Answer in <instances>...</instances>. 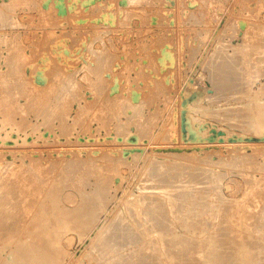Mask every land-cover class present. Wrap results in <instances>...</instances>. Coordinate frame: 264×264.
Listing matches in <instances>:
<instances>
[{
  "label": "rangeland",
  "instance_id": "1",
  "mask_svg": "<svg viewBox=\"0 0 264 264\" xmlns=\"http://www.w3.org/2000/svg\"><path fill=\"white\" fill-rule=\"evenodd\" d=\"M263 223L264 0H0V264H264Z\"/></svg>",
  "mask_w": 264,
  "mask_h": 264
},
{
  "label": "bare ground",
  "instance_id": "2",
  "mask_svg": "<svg viewBox=\"0 0 264 264\" xmlns=\"http://www.w3.org/2000/svg\"><path fill=\"white\" fill-rule=\"evenodd\" d=\"M132 2H133V1H132ZM4 39H5V38H4ZM14 43H15V42H14ZM14 45H15V44H14ZM98 51H99V50H98ZM109 51H110V50H109ZM95 54H96V53H95ZM109 56H110V55H109ZM112 56H113V55H112ZM117 57H118V56H117ZM117 57H116V58H117ZM96 58H97V57H96ZM103 58H104V57H103ZM22 60H23V59H22ZM89 65H90V64H89ZM99 67H100V66H99ZM221 70H222V69H221ZM59 71H60V70H59ZM61 72H62V71H61ZM91 72H92V71H91ZM86 73H88V72H86ZM89 73H90V72H89ZM57 74H58V73H57ZM63 74H64V72H63ZM91 74H93V73H91ZM69 75H70V74H69ZM52 76H53V75H52ZM233 76H234V75H233ZM234 77H235V76H234ZM73 79H74V78H73ZM230 82H231V81H230ZM65 83H66V82H65ZM68 84H69V83H68ZM71 84H72V83H71ZM66 85H67V84H66ZM103 85H104V84H103ZM107 85H108V84H107ZM107 85H106V87H107ZM68 86H69V85H68ZM104 86H105V85H104ZM70 87H71V86H70ZM70 87H68V88H69L68 90H70ZM106 87H105V88H106ZM53 89H54V88H53ZM104 90H105V89H104ZM60 91H61V90H60ZM71 91H72V90H71ZM42 92H43V91H42ZM73 92H74V91H73ZM107 92H108V91H107ZM63 93H64V92H63ZM108 93H109V92H108ZM76 94H77V93H76ZM80 94H81V93H80ZM69 95H70V94H69ZM72 95H73V94H72ZM49 96H50V95H49ZM58 96H59V95H58ZM74 96H76V95H74ZM108 96H109V94H108ZM118 97H119V96H118ZM70 98H71V97H70ZM59 99H60V98H59ZM111 99H112V98H111ZM118 99H119V98H118ZM70 100H71V99H70ZM109 100H110V99H109ZM109 100H108V101H109ZM105 101H106V100H105ZM113 101H114V100H113ZM123 104H125V106H126L127 103L124 102ZM128 104H129V103H128ZM36 105H37V104H36ZM64 105H65V104H64ZM110 105H111V104H110ZM120 105H122V104H120ZM42 106H43V105H42ZM122 106H123V105H122ZM125 106H124V108H125ZM127 106H128V105H127ZM108 107H109V106H108ZM121 108H122V107H121ZM130 108H131V107H130ZM130 108H129V109H130ZM109 109H110V108H109ZM122 109H123V108H122ZM125 109H126V108H125ZM1 110H2V109H1ZM9 110H10V109H9ZM105 110H106V109H105ZM123 110H124V109H123ZM126 110H127V109H126ZM6 111H7V109H6ZM111 111H112V110H111ZM132 111H133V110H132ZM112 112H113V111H112ZM9 113H10V112H9ZM13 113H14V112H13ZM4 114H5V113H4ZM115 114H116V113H115ZM120 114H121V113H120ZM10 115H11V114H10ZM109 115H110V114H109ZM126 115H127V114H126ZM126 115H125V116H126ZM138 115H139V114H138ZM129 116H130V115H129ZM131 116H132V115H131ZM135 116H136V115H135ZM135 116H134V117H135ZM9 117H10V116H9ZM96 117H97V116H96ZM113 117H114V116H113ZM117 117H118V116H117ZM127 117H128V116H127ZM80 118H81V117H80ZM128 118H129V117H128ZM132 118H133V116L131 117V120H132ZM75 119H76V118H75ZM109 119H110V118H109ZM133 119H134V118H133ZM9 120H10V118H9ZM52 120H53V119H52ZM118 120H119V119H118ZM118 120H117V121H118ZM126 120H127V119H126ZM128 120H129V119H128ZM128 120H127V122H128ZM134 120H135V119H134ZM137 120H138V119H137ZM75 121H76V120H75ZM106 121H107V120H106ZM120 121H121V120H120ZM76 122H77V121H76ZM76 122H75V123H76ZM122 122H123V121H122ZM132 122H133V121H132ZM132 122H131V124H132ZM142 122H143V120H142ZM142 122H140V123H142ZM108 123H109V122H108ZM118 123H119V121H118ZM126 124H127V123H126ZM129 124H130V123H129ZM143 124H144V123H143ZM148 124H150V123H148ZM121 125H122V124H121ZM133 125H134V123H133ZM124 126H125V125H124ZM141 127H142V126H141ZM146 127H147V126H146ZM119 128H120V127H119ZM123 128H124V127H123ZM182 166H183V165H182ZM184 167H185V166H184ZM186 167H187V166H186ZM155 168H156V167H155ZM201 168H202V167H201ZM201 168H200V169H201ZM200 169H198V170L200 171ZM196 170H197V169H196ZM203 170H204V168H203ZM205 171H206V170H205ZM193 172H194V171H193ZM201 172H202V170H201ZM207 172H208V171H207ZM190 173H191V172H190ZM205 173H206V172H205ZM210 173H211V172H210ZM179 174H180V173H179ZM202 175H203V174H202ZM209 175H210V174H209ZM196 176H197V175H196ZM217 176H218V174H217ZM207 177H208V176H207ZM42 179H43V178H42ZM42 179H41V180H42ZM174 179H175V178H174ZM102 180H103V179H102ZM163 181H164V180H163ZM166 181H167V180H166ZM199 181H200V180H199ZM44 182H45V181H44ZM161 182H162V181H161ZM171 182H172V181H171ZM168 183H169V182H168ZM41 185H42V184H41ZM173 186H174V185H173ZM180 186H181V185H180ZM184 187H185V186H184ZM177 189H178V188H177ZM165 191H167V190H165ZM165 191H163V192L165 193ZM168 192H169V191H168ZM168 192H167V194H168ZM179 192H180V191H179ZM182 192H183V191H182ZM170 193H171V192H170ZM161 195H162V194H161ZM169 195H171V194H169ZM189 195H190V194H189ZM156 196H157V195H156ZM162 197H163V196H162ZM164 197H166V195H165ZM164 197H163V199H164ZM171 197H172V196H170L169 199H170ZM183 198H184V197H183ZM248 198H249V197H248ZM165 199H166V198H165ZM181 199H182V198H181ZM171 200H174V199L172 198ZM199 200H200V199H199ZM144 201H145V200H144ZM162 201H167V200H162ZM169 201H170V200H169ZM195 201H197V200H195ZM170 202H171V203H172V202L174 203L175 201H170ZM170 202H169V203H170ZM190 202H191V201H190ZM245 202H246V201H245ZM136 203H137V202H136ZM151 203H152V202H151ZM197 204H198V203H196V205H197ZM199 204H200V202H199ZM136 205H138V204H136ZM136 205H135V206H136ZM174 205H175V204H173V207H172V205H171V209H172V208H175ZM246 206H247V205H246ZM150 207H151V206H150ZM196 207H197V206H196ZM211 207H212V206H211ZM49 208H50V206H49ZM138 208H139V207H138ZM199 208H200V207H199ZM227 208H228V207H227ZM48 210H49V209H48ZM176 210H177V209H176ZM220 210H221V209H220ZM162 211H163V210H162ZM204 211H205V210H204ZM209 211H210V210H209ZM226 211H227V210H226ZM159 212H160V211H159ZM189 212H190V211H189ZM214 212H215V211H214ZM224 212H225V211H224ZM234 212H235V211H234ZM195 213H196V212H195ZM212 213H213V212H212ZM136 214H137V213H136ZM261 214H262V213H261ZM228 215H229V214H228ZM140 216H141V215H140ZM143 216H144V215H143ZM146 216H147V215H146ZM150 216H152V215H150ZM164 216H165V215H164ZM225 216H226V215H225ZM196 217H197V216H196ZM142 218H143V217H142ZM118 219H119V218H118ZM121 219H122V218H121ZM129 219H130V218H129ZM140 219H141V218H140ZM157 219H158V218H157ZM162 219H163V218H162ZM165 219H166V218H165ZM151 220H152V219H151ZM261 220H262V219H261ZM261 220H260V221H261ZM155 222H156V221H154V223H155ZM167 222H168V221H167ZM225 222H226V221H225ZM157 224H158V223H157ZM161 224H162V223H161ZM165 224H166V223H165ZM263 224H264V223H263ZM126 225H127V224H126ZM141 225H142V224H141ZM256 226H257V225H256ZM261 226H262V225H261ZM161 227H162V226H161ZM163 227H164V226H163ZM163 227H162V228H163ZM204 227H205V226H204ZM263 227H264V226H263ZM263 227H262V228H263ZM129 228H130V227H129ZM149 228H150V227H149ZM224 229H225V228H224ZM122 230H124V229H122ZM199 230H200V228H199ZM219 230H220V229H219ZM228 230H229V228H228ZM228 230H227V231H228ZM128 231H129V230H128ZM134 231H135V230H134ZM149 231H150V229H149ZM135 232H137V231H135ZM130 233H131V232H130ZM220 233H221V232H220ZM169 234H170V233H169ZM205 234H206V233H205ZM230 234H231V233H230ZM160 235H161L160 237H163L164 234H163V235L160 234ZM212 235H213V234H212ZM152 236H153V235H152ZM167 236H168V235H167ZM214 236H215V235H214ZM244 236H245V235H244ZM156 237H157V235H156ZM176 237H177V236H176ZM189 237H190V236H189ZM191 237H192V236H191ZM209 237H210L209 239H212L211 236H209ZM219 237H221V236H219ZM224 237H225V236H224ZM249 237H250V236H249ZM169 238H171V237H169ZM169 238H167L166 240H168ZM181 238H182V237H181ZM205 238H206V237H205ZM215 238H216V237H215ZM241 238H242V237H241ZM162 239H163V238H162ZM199 239H200V238H199ZM202 239H203V238H202ZM207 239H208V238H207ZM213 239H214V237H213ZM216 239H217V238H216ZM261 239H262V238H261ZM42 240H43V239H42ZM160 240H161V238H160ZM204 240H205V239H203V241H204ZM218 240H220V239L218 238ZM221 240H223V239H221ZM225 240H226V239H225ZM110 241H111V240H110ZM161 241H162V240H161ZM170 241H172V239H171ZM210 241L213 242V240H210ZM166 242H167V241H166ZM198 242H200V240H199V241L197 240V243H198ZM207 242H208V241H207ZM228 242H229V241H228ZM5 243H6V242H5ZM29 243H30V242H29ZM168 243H169V242H168ZM175 243H176V242H175ZM208 243H209V242H208ZM214 243H215V241H214ZM218 243H219V242H218ZM221 243H222V242H221ZM231 243H232V242H231ZM111 244H112V242H111ZM111 244L108 245V243H107L108 246H110ZM146 244H147V243H146ZM195 244H196V241H195ZM195 244H194V245H195ZM200 244H202V242L199 243V245H200ZM210 244L212 245V243H210ZM215 244H216V243H215ZM215 244H214V245H215ZM224 244H225V243H224ZM250 244H251V243H250ZM260 244H261V243H260ZM105 245H106V244H105ZM203 245H205V244H203ZM206 245H207V244H206ZM121 246H122V245H121ZM196 246H197V245H196ZM200 246H202V245H200ZM200 246H199V247H196V248H198V250H199V249H200ZM216 246H217V244H216ZM225 246H226V245H225ZM228 246H229V245H228ZM251 246H252V245H251ZM144 247H146V246H144ZM152 247H153V246H152ZM194 247H195V246H194ZM207 247H208V246H207ZM221 247H222V246H221ZM221 247L219 248V251L221 250ZM226 247H227V246H226ZM239 247H241V246H239ZM262 247H263V246H262ZM202 248H203V246H202ZM204 248L206 249V247H204ZM209 248H211L210 245H209ZM209 248H207V249H209ZM214 248H215V246H214ZM217 248H218V247H217ZM217 248H216V249H217ZM222 248H223V247H222ZM237 248H238V247H237ZM253 248H254V247H253ZM112 249H113V247H112ZM112 249H111V250H112ZM115 249H116V246H115ZM141 249L143 250V252H144V250H146V249H144V248H141ZM207 249H206V250H207ZM211 249H213V247H212ZM228 249H229V247H228ZM235 249H236V248H235ZM239 249H240V248H239ZM239 249L236 250V251H242V249H241V250H239ZM244 249H245V248H244ZM249 249H250V248H249ZM0 250H1V249H0ZM109 250H110V249H109ZM111 250H110V251H111ZM124 250H125V249H124ZM200 250H201V251H200ZM200 250H199V252H202L201 254H203V251H206V250H204V249H203V251H202V249H200ZM207 251H208V250H207ZM209 251H210V250H209ZM213 251H217V250L214 249ZM223 251H226V250H223ZM244 251H246V250H244ZM258 251H260V250H258ZM143 252H142V253H143ZM181 252H182V251H181ZM199 252L197 253V251H196L197 256H198V255L200 256V253H199ZM211 252H212V251H211ZM211 252H209V254L207 253V255H210ZM216 253H217V252H216ZM216 253H215V254H216ZM219 253H220V252H219ZM243 253H245V252H243ZM204 254L206 255V253H204ZM212 254H213V253H212ZM212 254H211V255H212ZM215 254H214V255H215ZM227 254H228V253H227ZM231 254H232V253H231ZM239 254L241 255V252H239ZM245 254H246V253H245ZM141 255H142V254H141ZM157 255H158V254H157ZM211 255H210V256H211ZM214 255H212V256H214ZM240 255H239V256H240ZM247 255H248V254H247ZM199 256H198V257H199ZM203 256H204V255H202V259L205 257V256H204V257H203ZM212 256H211V257H212ZM220 256H221V255H220ZM241 256H242V255H241ZM243 256H244V255H243ZM192 257H193V255H192ZM192 257H191V259H192ZM195 257H196V255H195ZM198 257H197V260H198ZM206 257H207V256H206ZM206 257H205V260H206V259L208 260L209 257H207V258H206ZM214 257H215V256H214ZM46 258H47V257H46ZM177 258H178V257H177ZM180 258H181V257H180ZM200 258H201V257H200ZM215 258H218V254H217V257H215ZM215 258H214V259H215ZM227 258H228V256H227ZM110 259H111V258H110ZM202 259H199V260H202ZM220 259H223V258H220ZM220 259H218V260H220ZM225 259H226V258H225ZM252 259H254V258H252ZM261 259H262V258H261ZM115 260H116V259H115ZM207 260H206V262L203 261V260H202V261L204 262V264H205V263L209 264V263H208L209 261L207 262ZM211 260H212V258H211ZM173 261H174V260H173ZM190 261H191V260H190ZM214 261H215V260H214ZM214 261L212 260V261H210V262H214ZM222 261H224V260H222ZM262 261H263V259H262ZM262 261H261V262H262ZM166 262H167V261H166ZM176 262H177V261H176ZM184 262H186V261H184ZM184 262H183V263H184ZM187 262H188V260H187ZM187 262H186V263H187ZM191 262H192V263H193V262L195 263V261H191ZM198 262H199V261H198ZM203 262H202V264H203ZM226 262L229 263V261H227V260H226ZM226 262H225V263H226ZM236 262H237V261H236ZM248 262H249V261H248ZM255 262H256V261H255ZM258 262H259V261H258ZM173 263H174V262H173ZM177 263H179V262H177ZM180 263H182V262H180ZM183 263H182V264H183ZM200 263H201V262H200ZM214 263H215V262H214ZM218 263H219V262H218ZM220 263H221V262H220ZM222 263H223V262H222ZM239 263H240V262H239ZM102 264H103V263H102ZM119 264H120V263H119ZM132 264H133V263H132ZM157 264H158V263H157ZM174 264H175V263H174ZM210 264H211V263H210ZM216 264H217V263H216Z\"/></svg>",
  "mask_w": 264,
  "mask_h": 264
}]
</instances>
